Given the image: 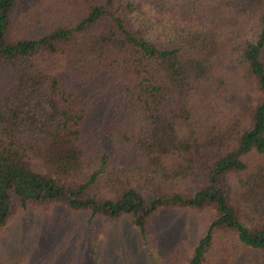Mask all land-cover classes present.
Masks as SVG:
<instances>
[{"label": "trees", "instance_id": "trees-1", "mask_svg": "<svg viewBox=\"0 0 264 264\" xmlns=\"http://www.w3.org/2000/svg\"><path fill=\"white\" fill-rule=\"evenodd\" d=\"M59 208L264 264V0H0V231ZM166 209L205 226L160 252Z\"/></svg>", "mask_w": 264, "mask_h": 264}, {"label": "rangeland", "instance_id": "rangeland-1", "mask_svg": "<svg viewBox=\"0 0 264 264\" xmlns=\"http://www.w3.org/2000/svg\"><path fill=\"white\" fill-rule=\"evenodd\" d=\"M204 220L205 216L194 217L178 209L160 211L151 226L157 250L163 252L176 241L188 245L203 230ZM144 254L138 234L127 220L90 219L89 214L64 208L17 214L0 231V264H94L95 257L99 264H113L109 258L115 264L118 259L122 264L124 258L145 264ZM82 255L87 257L84 262Z\"/></svg>", "mask_w": 264, "mask_h": 264}]
</instances>
